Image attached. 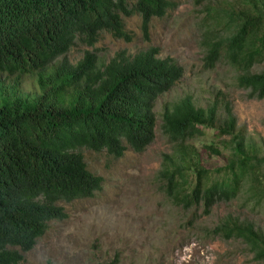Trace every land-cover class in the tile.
Listing matches in <instances>:
<instances>
[{
  "label": "trees",
  "instance_id": "obj_1",
  "mask_svg": "<svg viewBox=\"0 0 264 264\" xmlns=\"http://www.w3.org/2000/svg\"><path fill=\"white\" fill-rule=\"evenodd\" d=\"M175 6L173 0H0V74L15 82L34 78L30 95L0 80V264H18L48 222L66 217L60 202L100 188L101 177L87 169L82 150L119 157L126 148L145 149L154 138V101L183 74L156 47L120 50L101 64L89 51L70 63L66 52L74 43L93 45L101 31L130 41L122 19L132 14L147 39L150 20ZM199 25L203 70L223 63L247 98L264 97V70H251L264 59V0H220L205 8ZM198 127L229 136L233 146L223 166H200L187 143ZM159 128L173 147L158 172L174 204L208 213L244 184L255 203L264 202L263 159L244 150L231 105L218 91L203 107L188 94L165 103ZM204 148L219 153L213 145ZM211 231L240 239L254 260L264 261V235L252 223L234 218Z\"/></svg>",
  "mask_w": 264,
  "mask_h": 264
},
{
  "label": "rangeland",
  "instance_id": "obj_2",
  "mask_svg": "<svg viewBox=\"0 0 264 264\" xmlns=\"http://www.w3.org/2000/svg\"><path fill=\"white\" fill-rule=\"evenodd\" d=\"M176 6L161 18H152L148 38L143 39L139 16L122 19L132 39L128 42L101 31L93 45L74 43L65 57L70 63L84 51L93 52L97 64L115 52L128 54L156 47L158 56L173 58L183 70L181 78L153 103L154 138L141 152L126 148L113 157L104 150H82L88 170L101 177L100 188L91 197L60 202L66 217L50 221L33 247L22 253L18 264H264L253 259L237 238L213 234L212 228L226 220L247 221L264 235V202L255 203L246 184L229 201L214 204L208 213L202 208H182L164 193L159 170L169 163L172 144L161 133L160 114L165 103L191 96L195 106H205L218 91L229 101L245 151L261 161L264 169V97L247 98L246 91L234 86L233 72L223 63L203 70L199 46L205 8L220 0H173ZM264 70V59L251 68ZM5 87L22 95L34 93L33 76L17 82L0 74ZM187 141L198 154L200 166L221 167L231 154L229 136L216 137L210 128ZM213 145L219 153H210Z\"/></svg>",
  "mask_w": 264,
  "mask_h": 264
}]
</instances>
